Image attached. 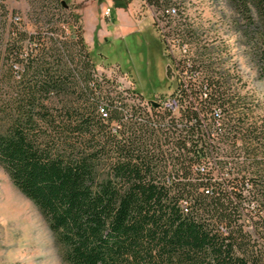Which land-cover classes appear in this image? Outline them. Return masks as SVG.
Segmentation results:
<instances>
[{
	"label": "trees",
	"instance_id": "trees-1",
	"mask_svg": "<svg viewBox=\"0 0 264 264\" xmlns=\"http://www.w3.org/2000/svg\"><path fill=\"white\" fill-rule=\"evenodd\" d=\"M228 3L246 27L257 15L243 32L264 70V0ZM76 21L67 38L14 25L0 45V163L67 263L264 264V127L236 111L229 74L177 79L153 104L133 81L110 97Z\"/></svg>",
	"mask_w": 264,
	"mask_h": 264
},
{
	"label": "rangeland",
	"instance_id": "rangeland-1",
	"mask_svg": "<svg viewBox=\"0 0 264 264\" xmlns=\"http://www.w3.org/2000/svg\"><path fill=\"white\" fill-rule=\"evenodd\" d=\"M3 2L1 46L14 25L31 32L47 28L67 38L72 31L69 23L77 16L95 74L109 86L110 97L133 81L145 98L155 100L170 93L177 79L197 88L203 73H227L228 94L242 97L236 111L246 110L247 122L264 127V70L261 42L252 39L259 24L254 10L246 27L228 0H167L177 9L173 15L163 13L165 4L144 0H65L61 9L48 0ZM14 15L19 17L16 22ZM248 28L252 37L243 32ZM129 100L138 101L134 96ZM141 104L145 105L144 99ZM0 264H68L55 232L1 163Z\"/></svg>",
	"mask_w": 264,
	"mask_h": 264
},
{
	"label": "built area",
	"instance_id": "built-area-1",
	"mask_svg": "<svg viewBox=\"0 0 264 264\" xmlns=\"http://www.w3.org/2000/svg\"><path fill=\"white\" fill-rule=\"evenodd\" d=\"M106 11H108V8H107ZM167 11H169L170 14H174L176 10H175V7L171 6L169 9H167ZM166 99H167V98H166ZM166 101H169V100L167 99ZM148 102H150V103L153 104V103H154V100H151V99H150V100H147V99L144 100V103H145V104H147ZM147 106H148V105H147ZM172 106H173V105H172ZM173 108H174V106H173Z\"/></svg>",
	"mask_w": 264,
	"mask_h": 264
}]
</instances>
